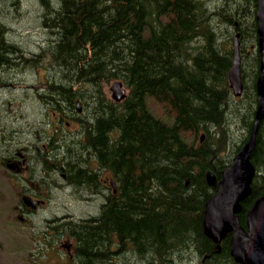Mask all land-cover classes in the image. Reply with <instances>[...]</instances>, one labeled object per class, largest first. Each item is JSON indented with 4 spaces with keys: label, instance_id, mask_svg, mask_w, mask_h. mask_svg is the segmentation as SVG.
<instances>
[{
    "label": "trees",
    "instance_id": "1",
    "mask_svg": "<svg viewBox=\"0 0 264 264\" xmlns=\"http://www.w3.org/2000/svg\"><path fill=\"white\" fill-rule=\"evenodd\" d=\"M205 1L39 0L44 9L41 25L54 38L44 59L49 66L54 64L56 77L71 75L67 87L54 89V103L58 106L62 99L76 111L79 100L91 119L81 121L80 131L72 137L73 147L72 143L65 147L72 149L63 155L57 152V159L62 157L69 169L67 183L73 187L66 185L82 192L77 198L89 202L85 192L92 190L105 200L100 215L52 228L56 241L66 233L75 239L77 264H120L125 254L137 264H184L186 260L239 264L231 255L230 234L220 249L205 234L206 203L217 192L208 185L206 172L211 170L221 179L253 128L261 62L258 7L257 0H208L205 8ZM238 33L244 91L235 97L228 74ZM10 41L1 31L0 72L5 80L20 69L8 54L21 47ZM41 61L26 59L25 67L37 68ZM45 75L41 84L49 85L51 77ZM115 80L128 89L122 102L105 93V84ZM54 107L56 113L65 114L64 108ZM225 112L236 113L241 121L233 124L240 127L239 139L232 127L225 128ZM244 112L251 120L244 122ZM260 144L256 143L252 155L257 171L252 194L240 214L245 228L247 210L264 194ZM91 157L115 181L116 195L100 188L97 174L87 170ZM38 163L46 167L41 158ZM47 168L54 177L53 168ZM49 244L47 248L55 243Z\"/></svg>",
    "mask_w": 264,
    "mask_h": 264
},
{
    "label": "rangeland",
    "instance_id": "2",
    "mask_svg": "<svg viewBox=\"0 0 264 264\" xmlns=\"http://www.w3.org/2000/svg\"><path fill=\"white\" fill-rule=\"evenodd\" d=\"M214 5H209V7L213 8ZM210 11L214 12L212 9ZM43 13L44 9L39 0H0V32L5 30L6 35H9V39L11 40L10 43L14 42V44L21 47L16 49V53L13 55L8 54V57L12 58V61L17 64V67H20V69L17 68L15 71H11V78L9 77L8 80H5L4 73L0 72V106L4 104L8 98L23 97L25 102L22 109L24 112L28 115L30 120L38 119L40 121H43L46 118L49 120L48 114L56 116V112L53 109L55 108L54 106L59 108L67 107L66 104L62 102L64 101L62 99L61 101H58L60 105H55L54 98L56 97L53 89H56L55 87L59 85L68 86L71 79V75L67 73L66 77L69 75L67 77L68 79L61 77L62 75H57L54 80V71L56 70L54 64L49 66L44 59L43 55L48 54L47 51L49 47H52V41L54 38L52 39L49 35L50 30L47 28L45 29V27L41 25L44 20ZM24 58L25 61L26 59H39V61H42L37 68H26L25 61H21V59ZM45 74H47L48 77H51L49 85L41 84V82L45 81ZM113 82L114 81H111L104 86L105 93L110 98L112 96L110 88ZM4 83L7 84L4 85ZM126 90L128 92L127 87ZM93 100L94 99H91L90 101L92 102ZM88 112L89 110H87V113ZM235 115L236 113L232 114L230 112H225V119L227 116V124L225 128L228 130L232 127L231 131H234L235 137L239 139L242 136V132L237 130L238 128L240 129L239 125L233 124L241 121L238 120ZM245 115L249 117L250 114L244 112V116ZM248 119L250 120V118L244 119V122H247ZM88 120L91 121L88 115L83 113L81 118L82 123ZM44 129V127H40L34 129V131L36 133H41ZM32 134L33 129L19 134V138L23 140L21 142H24L25 145L28 144L31 149L36 147V142L32 140ZM16 135L17 134L13 135V138ZM228 135L230 145H233L230 131H228ZM244 135H246L245 130ZM40 137L43 140H47L43 134H41ZM70 143H72L71 145L73 147L72 140L64 142L63 152H65L66 149H72V147L65 148L68 147L67 145H70ZM230 145L228 144V147ZM262 146L263 144H260V148ZM58 148H60L59 145ZM34 153L36 154V152ZM260 173L264 174V164L260 169ZM52 190L53 196L47 202L45 208L39 210L35 214H31L29 220L23 222L18 220L17 213L14 210V206L18 204L16 199L10 197L3 198V195L10 193L11 189L7 188L5 185L0 186V264H33L32 254H36L34 257L35 264H52L51 260L55 258V255L49 254L46 250L40 253L39 251L41 248L47 247L45 238L51 242L55 241L52 235L53 226L65 222V220L59 221L63 216L76 215L75 217L80 219H89L97 216L99 213V207L101 203L104 202L103 198L96 195L94 196L91 192L92 190L85 192L87 196H90L89 203L77 198L76 195L82 194V192L75 193L77 190L73 191L72 188L67 190H62L60 188L58 190L56 187H52ZM250 196L246 200H248ZM99 198L101 203L99 202ZM92 207L93 209H90ZM83 216H87L88 218H84ZM51 219L52 222H49ZM40 241L42 242L41 245L39 243ZM61 242H64V240ZM56 255H59L57 250ZM125 255V261L122 256V262L120 261V264H137L135 259H132L133 257L129 259V256L127 254ZM184 264H191V260L188 262L186 260V263ZM193 264H199L198 260H194Z\"/></svg>",
    "mask_w": 264,
    "mask_h": 264
},
{
    "label": "flooded vegetation",
    "instance_id": "3",
    "mask_svg": "<svg viewBox=\"0 0 264 264\" xmlns=\"http://www.w3.org/2000/svg\"><path fill=\"white\" fill-rule=\"evenodd\" d=\"M6 84L4 83V85ZM24 102L23 97L8 98L0 106V186L5 185L11 189L10 193L3 195V198L10 197L16 199L18 204L14 206V210L17 213L18 220L23 222L29 220L31 214H35L45 208L47 202L53 196L52 187L59 186L64 190L69 189L66 185L69 169L67 165L62 163V157L57 159L56 154L59 150L63 155L64 142L71 141L74 134L80 131L81 118L85 112L83 111V107L80 111L77 108L74 111L72 108L65 107V114H61V111H58L56 116L48 114L49 120L46 117L43 121L38 119L30 120L22 109ZM245 116L247 119L248 116ZM40 127H44L45 129L41 133H36L34 129ZM30 129H33L32 140L36 142L37 148L31 149L28 144L25 145L24 142H21L23 140L19 138L20 133ZM263 130L264 118L260 121L259 131ZM15 134L17 135L13 138ZM41 134L47 140L41 139ZM259 142L261 143L260 140ZM58 145L60 148H58ZM262 147L264 148V143ZM34 149H38L36 154L34 153ZM68 155L71 156V154ZM64 156H67V154ZM40 158L43 160L45 168H40L38 163ZM35 163L38 170L35 167ZM98 165L95 158L91 157L87 170L97 174L96 182L100 188L105 189L111 195H116V186H112L109 183L108 179L105 178L103 169L99 168ZM47 167L53 168L55 171L54 178ZM94 170L97 171L95 172ZM64 220L65 222H80V218L71 215L67 217L63 216L59 221ZM49 222H52V219ZM62 240H59L61 246L64 245L61 243ZM66 241H68L66 245L68 248L66 249L67 256L62 260L57 258L52 259V264H76L74 252L75 239L66 233ZM51 243H55L54 246L47 248L46 251L51 252L55 249L56 241H52ZM32 263L35 264L34 258L32 259Z\"/></svg>",
    "mask_w": 264,
    "mask_h": 264
},
{
    "label": "water",
    "instance_id": "4",
    "mask_svg": "<svg viewBox=\"0 0 264 264\" xmlns=\"http://www.w3.org/2000/svg\"><path fill=\"white\" fill-rule=\"evenodd\" d=\"M257 7L261 65L256 82L257 110L251 137L235 155L232 164L224 170L219 182L215 173H206L207 183L212 187L216 186L218 192L206 203L205 234L220 243L227 233H232L231 255L240 264H264V195L257 198L248 211L247 229L240 224L239 219L242 202L252 192L251 184L256 170L251 157L256 147V128L264 118V0H257ZM239 36V33L235 36L233 66L228 74L230 88L236 97L241 96L244 90ZM110 89L112 98L117 102L127 96L122 81L113 82ZM203 137L204 135L201 136V140Z\"/></svg>",
    "mask_w": 264,
    "mask_h": 264
},
{
    "label": "bare ground",
    "instance_id": "5",
    "mask_svg": "<svg viewBox=\"0 0 264 264\" xmlns=\"http://www.w3.org/2000/svg\"><path fill=\"white\" fill-rule=\"evenodd\" d=\"M201 2V1H200ZM203 2V1H202ZM207 2H208V0H206L205 2H204V7L206 8V5H207ZM209 2H211V1H209ZM212 3H214V2H212ZM217 3V2H216ZM203 4V3H202ZM217 5V4H216ZM212 6V5H211ZM217 7V6H216ZM215 7V8H216ZM211 8V7H210ZM214 8V7H213ZM219 8V7H218ZM230 8V7H229ZM223 9V8H222ZM217 10V9H216ZM215 10V11H216ZM218 12V11H217ZM210 13V12H209ZM212 13H214V12H212ZM223 13V12H222ZM231 15H233V14H231ZM245 17V16H244ZM242 18V17H241ZM227 19V18H226ZM228 21V20H227ZM246 21V20H245ZM234 22V21H233ZM240 23H241V21H240ZM166 24V23H165ZM232 24V23H231ZM153 25V24H152ZM215 25V24H214ZM218 25V24H217ZM216 25V26H217ZM212 26V25H211ZM210 26V27H211ZM237 26V28L239 27L238 26V24L236 25ZM55 27V26H54ZM208 27V26H207ZM215 26H213V28H214ZM221 27V26H220ZM220 27H218L219 29H220ZM230 27V26H229ZM214 30V29H213ZM227 30V29H226ZM229 30V29H228ZM227 30V31H228ZM216 31V30H215ZM238 31H240V30H238ZM245 31V30H244ZM252 31V30H251ZM49 32V31H48ZM242 32V31H241ZM52 33V32H51ZM229 33H230V30H229ZM245 33V32H244ZM52 35H54V34H52ZM198 36V35H197ZM54 37V36H53ZM202 40V39H201ZM195 41V40H194ZM200 41V40H199ZM195 42H197V41H195ZM199 43V42H198ZM197 43V44H198ZM202 43V42H201ZM196 44V45H197ZM203 44V43H202ZM182 48V47H181ZM195 48V47H194ZM193 48V49H194ZM198 48V47H197ZM200 48H201V46H200ZM177 49H179V48H177ZM195 50H196V48H195ZM182 53V52H181ZM184 53V52H183ZM254 54V53H253ZM260 54V53H259ZM248 57V56H247ZM261 59V58H260ZM249 61V60H248ZM59 63V62H58ZM187 65V64H186ZM253 65V64H252ZM260 65H261V62H260ZM60 66V65H59ZM67 69V68H66ZM71 69V68H70ZM260 70V69H259ZM256 71V70H255ZM59 73V72H58ZM56 74V73H55ZM55 74H54V80H55V78H56V76H55ZM62 74V73H61ZM65 74V73H64ZM69 76V75H68ZM76 76V75H75ZM61 77H63V76H61ZM71 77V76H70ZM67 78V77H66ZM196 78V77H195ZM68 79V78H67ZM65 80V79H64ZM71 80V79H70ZM74 80V79H73ZM68 82V81H67ZM84 82V81H83ZM53 87V86H52ZM51 87V88H52ZM67 87V86H66ZM56 88V87H55ZM65 88V87H64ZM49 89V88H48ZM73 89V88H72ZM84 89V88H83ZM53 91H54V89H53ZM48 93V92H47ZM46 93V94H47ZM54 93V92H53ZM50 94V93H49ZM52 94V93H51ZM43 95V94H42ZM44 96V95H43ZM75 97H77V96H75ZM46 98V97H45ZM47 98H48V96H47ZM42 106V105H41ZM251 108V107H250ZM44 112V111H43ZM85 114H86V112H84ZM93 114V113H92ZM91 114V115H92ZM254 115V114H253ZM250 116V115H249ZM95 117V116H94ZM250 120H251V118H250ZM252 124L254 125V120H253V122H252ZM252 125V126H253ZM259 129H260V123L258 124V126H257V128H256V143L257 144H259V140L261 141V144H263L264 143V138H263V135H264V130L263 131H259ZM94 130V129H93ZM251 133H252V131H251ZM204 135V134H203ZM244 137H246V136H244ZM250 137H251V134H250V136H249V138H248V140L250 139ZM247 140V141H248ZM258 147V146H257ZM259 148H260V145H259ZM258 151V150H257ZM259 153V152H258ZM255 166V165H254ZM207 172H212V173H214L213 171H211V170H209V171H207ZM256 175V174H255ZM79 176V175H78ZM74 180V179H73ZM73 182V181H72ZM78 182V181H77ZM86 182H87V180H86ZM80 183H82L83 184V182H80ZM79 183V184H80ZM68 184H71V186H72V184L73 183H67V185ZM76 185V183L74 182V186ZM81 185V184H80ZM79 185V186H80ZM87 186V185H86ZM251 186H252V184H251ZM67 187V186H66ZM73 187V186H72ZM77 187H78V183H77ZM61 188V187H60ZM68 188V187H67ZM83 188H85L84 186H83ZM87 188V187H86ZM82 191H83V189H82ZM251 194H252V192H251ZM104 196V195H103ZM106 197V196H105ZM101 198V197H100ZM100 198H99V202H100ZM108 198V197H107ZM258 198V197H257ZM256 198V199H257ZM95 199V198H94ZM110 199V198H109ZM89 200V199H88ZM91 200V199H90ZM103 200H104V198H103ZM95 201H97V200H95ZM105 201V200H104ZM98 202V201H97ZM103 202V201H102ZM108 202V201H107ZM89 203V202H88ZM95 203V202H94ZM101 203V202H100ZM100 203H98V204H100ZM91 205V204H90ZM101 205H103L102 203H101ZM100 205V206H101ZM93 206V205H92ZM90 207V206H89ZM95 208V207H94ZM90 209H93V207L92 208H90ZM90 211V210H89ZM92 211V210H91ZM85 215V214H84ZM99 215H100V213H99ZM76 216V215H75ZM82 216V215H81ZM67 217V216H66ZM84 218H86L85 216H83ZM88 218V217H87ZM59 219V218H58ZM51 221V220H50ZM72 221V220H71ZM99 221V220H98ZM91 222V221H90ZM63 224V223H62ZM61 223L59 224V225H62ZM82 224V223H81ZM112 224V223H111ZM84 225V224H83ZM102 225V224H101ZM101 225H99V226H101ZM60 227V226H59ZM113 227V226H112ZM111 228V227H110ZM64 229H65V226H64ZM67 229V228H66ZM72 230V229H71ZM64 231V230H63ZM62 232V231H61ZM104 232V231H103ZM91 237V236H90ZM172 237H174V236H172ZM52 238V237H51ZM170 238H171V236H170ZM83 242V241H82ZM178 242V241H177ZM109 243V242H108ZM112 243V242H111ZM173 243V242H172ZM172 243H171V245H172ZM85 244V243H84ZM178 244H180V243H178ZM50 245V244H49ZM105 245V244H104ZM174 246V245H173ZM50 247V246H49ZM105 248V247H104ZM117 248V247H116ZM188 249V248H187ZM79 250V249H78ZM170 250V249H169ZM127 251V250H126ZM100 252V251H99ZM108 252V251H107ZM92 254V253H91ZM119 255V254H118ZM109 256V255H108ZM172 256V255H171ZM169 257V256H168ZM209 257V256H208ZM85 258H87V257H85ZM122 258H124V257H122ZM129 258V257H128ZM128 258H126V259H128ZM77 260V259H76ZM109 260V259H108ZM112 260V259H111ZM155 260V259H154ZM162 260V259H161ZM87 261V260H86ZM125 261V260H124ZM131 261V260H130ZM168 261V260H167ZM88 262V261H87ZM87 262H85V263H87ZM91 262V261H90ZM122 262V261H121ZM133 262V261H132ZM136 262V261H135ZM120 263V262H119ZM126 263H127V260H126ZM131 263V262H130ZM123 264V263H122Z\"/></svg>",
    "mask_w": 264,
    "mask_h": 264
}]
</instances>
